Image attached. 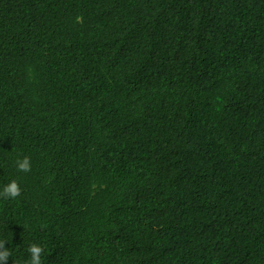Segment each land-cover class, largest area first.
Listing matches in <instances>:
<instances>
[{
	"label": "trees",
	"instance_id": "1",
	"mask_svg": "<svg viewBox=\"0 0 264 264\" xmlns=\"http://www.w3.org/2000/svg\"><path fill=\"white\" fill-rule=\"evenodd\" d=\"M12 180L8 264H264V0H0Z\"/></svg>",
	"mask_w": 264,
	"mask_h": 264
},
{
	"label": "clouds",
	"instance_id": "2",
	"mask_svg": "<svg viewBox=\"0 0 264 264\" xmlns=\"http://www.w3.org/2000/svg\"><path fill=\"white\" fill-rule=\"evenodd\" d=\"M17 170L20 172H31L32 163L31 158L24 156L22 159L16 161ZM21 187L17 180H12L9 184L5 185L3 191H0V198L16 199L21 195ZM9 242L7 240H0V264H8L12 256V250L6 247ZM29 258L24 261V264H43L42 256L45 252L44 247L39 244H31L28 249ZM19 264V262H15Z\"/></svg>",
	"mask_w": 264,
	"mask_h": 264
}]
</instances>
